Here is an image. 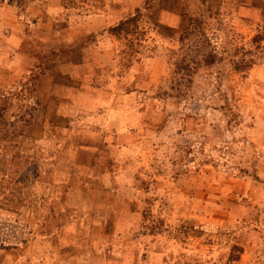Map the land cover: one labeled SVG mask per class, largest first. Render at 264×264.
Segmentation results:
<instances>
[{"label": "rangeland", "instance_id": "1", "mask_svg": "<svg viewBox=\"0 0 264 264\" xmlns=\"http://www.w3.org/2000/svg\"><path fill=\"white\" fill-rule=\"evenodd\" d=\"M131 4L120 69L148 55L164 71L108 185L78 168L84 112L71 124L36 88L49 69L67 82L57 58L95 38L52 42L18 73L0 56V264H264V0L112 6ZM24 5L0 0V46Z\"/></svg>", "mask_w": 264, "mask_h": 264}, {"label": "crops", "instance_id": "2", "mask_svg": "<svg viewBox=\"0 0 264 264\" xmlns=\"http://www.w3.org/2000/svg\"><path fill=\"white\" fill-rule=\"evenodd\" d=\"M121 1L108 0L102 8L87 3L66 8L62 0H25L19 11L10 10L12 24L4 29L7 31L2 39L5 44L0 46L3 68L18 73L33 65L36 59L33 54L43 48L50 51L53 43L72 49L81 40L95 38L83 44L78 58H57V71L67 82L56 80L49 69L45 81L42 78L36 88L41 103L49 104L52 111L68 118L69 123L78 121L77 114L84 112V121L88 122L84 131L89 136V144L80 145L76 150L82 149L95 161L90 160L78 168L88 178L105 185L117 178L108 169L109 160L120 162L119 171L125 172L122 167L125 154L134 149L140 139L143 118L140 108L150 101H158L150 93L164 71L163 60L148 55L120 69L119 39L108 30L132 17L138 6H112ZM59 23L61 25L56 28L55 24ZM100 145L104 151L100 150Z\"/></svg>", "mask_w": 264, "mask_h": 264}, {"label": "trees", "instance_id": "3", "mask_svg": "<svg viewBox=\"0 0 264 264\" xmlns=\"http://www.w3.org/2000/svg\"><path fill=\"white\" fill-rule=\"evenodd\" d=\"M66 1V2H65ZM62 0L63 5L67 7H75L78 3H87L93 5L95 8H102L104 6L105 0ZM261 14L264 17V4L261 5ZM136 20L134 15L130 18H127L116 25H113L109 28V33L120 39L122 34H132L136 32Z\"/></svg>", "mask_w": 264, "mask_h": 264}]
</instances>
